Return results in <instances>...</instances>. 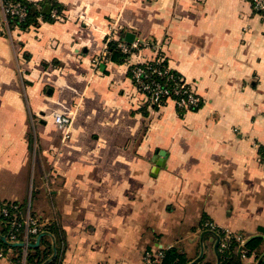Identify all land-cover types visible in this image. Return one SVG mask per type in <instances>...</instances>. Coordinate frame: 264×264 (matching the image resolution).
<instances>
[{
    "label": "crops",
    "instance_id": "obj_1",
    "mask_svg": "<svg viewBox=\"0 0 264 264\" xmlns=\"http://www.w3.org/2000/svg\"><path fill=\"white\" fill-rule=\"evenodd\" d=\"M55 1L54 20L26 29L0 14V204L59 226V253L41 231L47 262L145 264V250L174 247L218 264L206 221L264 238V20L251 3ZM111 28L148 46L102 56ZM157 55L197 108L152 105L136 87L131 66ZM18 255L0 264H26ZM263 256L264 242L240 262Z\"/></svg>",
    "mask_w": 264,
    "mask_h": 264
},
{
    "label": "built area",
    "instance_id": "obj_2",
    "mask_svg": "<svg viewBox=\"0 0 264 264\" xmlns=\"http://www.w3.org/2000/svg\"><path fill=\"white\" fill-rule=\"evenodd\" d=\"M253 10L261 16L264 20V0H248ZM0 14L5 22L8 21V16H16L20 20L26 15L25 7L18 1L14 0H0ZM110 41H116V45L120 50L127 55L131 56L143 47L148 46L146 40L136 38L131 42H127L124 39L117 38L113 28H111L106 36L105 45L101 51V55L105 56L109 52L108 43ZM99 57H96L93 62L98 63ZM130 76L136 87L141 90L150 104L155 106H161L167 101H173L175 106L179 109H194L199 106L200 97L189 85V83L181 76L176 75L169 69L165 63L162 56L157 55L155 58L133 63L130 69ZM155 77H161L162 80H158ZM55 121L59 125L67 126L69 123V118L61 114L55 115ZM262 151L264 152V144L262 146ZM264 159V156H262ZM9 203L0 204V216H8ZM12 208L16 209L18 206L13 204ZM9 224V229L5 235L9 242H23V262L27 253L26 244L32 242L34 238L43 231L42 227L47 223L44 220L39 219L30 212V208L27 207L26 210L21 214L22 219L19 221L17 215H12ZM205 226L213 229L215 232L219 231L222 233L220 235L219 243L220 247L223 248L227 246L228 240L231 237L240 243L241 256H245L243 253L244 249V238L240 234H232L227 230H218L211 221H206ZM5 256V252L0 248V257ZM161 257V252H154L151 249L145 250L143 253V260L145 264H154ZM264 258V256H263ZM262 258V259H263ZM257 261L255 264H259Z\"/></svg>",
    "mask_w": 264,
    "mask_h": 264
},
{
    "label": "trees",
    "instance_id": "obj_3",
    "mask_svg": "<svg viewBox=\"0 0 264 264\" xmlns=\"http://www.w3.org/2000/svg\"><path fill=\"white\" fill-rule=\"evenodd\" d=\"M20 2L26 10V15L23 19H19L16 16H8V22L13 25L17 24L21 29H26L31 25H37L40 21H52L54 18L60 14L61 5L59 2L55 0H41L33 2L31 0H14ZM108 50L110 59L115 61H122L127 56L123 53L120 48L117 47L116 41H110L108 43ZM174 73V72H173ZM158 80H162L161 77H155ZM195 109V108H194ZM17 205L16 209L12 208L11 205ZM8 208V216H0L3 220L2 230H0V248L3 252H7L9 250L20 252L22 248L20 246H13L7 242H4L1 239V236L5 234V232L9 229V224L7 221H10L13 218L12 215L16 214L17 219L20 221L22 219L21 214L24 212V208L17 203H9ZM43 230L49 231L55 237V247L57 248V253H59L60 246V234L61 229L56 223L48 222L43 227ZM220 235L222 233L220 232ZM51 237L45 235L41 238L38 246L27 248V253L25 256L26 264H45L51 255V249L53 244L51 243ZM264 242V238L262 236H251L247 238L246 242L243 246V253L245 255H251L254 252L258 251L259 246ZM240 243L235 239V237H231L228 240L227 246L221 248L220 243L217 247V257L218 264H240V254L239 253ZM161 257L154 264H212L204 260L203 257L199 258L196 261L189 262L186 256L177 250L174 247L163 249L160 251ZM19 255L16 259L19 258ZM58 254L55 258L47 262V264H59ZM259 264H264V258L259 260Z\"/></svg>",
    "mask_w": 264,
    "mask_h": 264
},
{
    "label": "water",
    "instance_id": "obj_4",
    "mask_svg": "<svg viewBox=\"0 0 264 264\" xmlns=\"http://www.w3.org/2000/svg\"><path fill=\"white\" fill-rule=\"evenodd\" d=\"M133 38H134V34H133V33L128 32V33L126 34V37H125L126 41L131 42V41L133 40ZM160 154H163V151H160ZM212 232L215 233L214 230H212ZM43 235H44L43 232L39 233V234L37 235L35 241H34V242H29V243H27L26 246H27V247H35V246H38L39 243H40V239H41V237H42ZM216 238H217V239H216L217 241H216V244H215V250L217 251V244H218V242H219L220 235L217 234V235H216ZM1 239H2L4 242H7V243H9L10 245H13V246H24V243H23V242H9V241L5 238V236H1ZM244 243H245V242H244ZM241 248H242V246H240V248H239V253H241ZM55 253H56V249H55V247H54V254H55ZM240 258H241V254H240ZM240 264H241V262H240Z\"/></svg>",
    "mask_w": 264,
    "mask_h": 264
}]
</instances>
